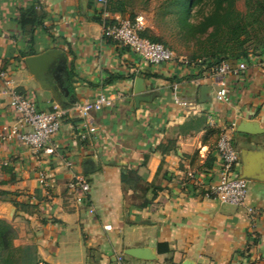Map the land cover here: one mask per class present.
Segmentation results:
<instances>
[{
    "label": "crops",
    "instance_id": "1",
    "mask_svg": "<svg viewBox=\"0 0 264 264\" xmlns=\"http://www.w3.org/2000/svg\"><path fill=\"white\" fill-rule=\"evenodd\" d=\"M38 2L44 27L33 29L19 23L31 0H0V72L40 111L69 109L98 93L113 104L63 118L53 155L15 140L0 144V219L36 247L40 264H118V256L122 264H264V158L253 156L264 152V57L224 76L229 102L219 103L213 70L177 61L150 66L103 37L94 18L104 7L96 0ZM44 54L46 62L30 70L25 60ZM138 78L147 100L137 107ZM231 123L237 175L247 156L258 171L247 179L244 207L207 196L217 137ZM242 123L258 132L237 131ZM1 125L20 126L2 79ZM77 176L87 192L70 188ZM127 249L147 258L129 257Z\"/></svg>",
    "mask_w": 264,
    "mask_h": 264
},
{
    "label": "built area",
    "instance_id": "2",
    "mask_svg": "<svg viewBox=\"0 0 264 264\" xmlns=\"http://www.w3.org/2000/svg\"><path fill=\"white\" fill-rule=\"evenodd\" d=\"M102 6L106 0H96ZM107 15V13H104ZM146 30L143 17L136 16L134 19H122L117 17L114 23L103 25L102 35L122 46L129 48L137 54L144 64L159 66L173 61L188 64L182 58H177L173 51L163 44L145 38L142 34ZM246 69L245 62H238L235 68L227 63H222L213 72L220 77L218 88L215 92V100L219 103H228L229 96L223 78L228 73H235ZM0 79L3 80L6 93L9 97V106L18 115L20 126H0V144L7 141H17L30 149L35 154L43 152L46 155L55 153L53 138L60 129L62 119L73 114L86 117L91 112H97L104 108H110L113 100L104 93H98L92 101L81 104H74L69 109H62L54 106L50 111H40L25 96L18 93L12 87L5 74L0 72ZM175 103L182 107H191L186 101L175 100ZM26 126L28 131H21ZM235 123L222 128L216 141V153L218 157L216 181L210 186L207 196L217 200L221 204H228L236 207H244L248 201L249 185L248 180L237 175L238 154L233 146V134ZM39 183L44 186V174L39 173ZM70 188L78 189L85 193L89 190L88 184L83 177L77 176L70 183ZM82 202L84 197L78 196ZM91 212V211H90ZM118 264H122L123 257H116Z\"/></svg>",
    "mask_w": 264,
    "mask_h": 264
},
{
    "label": "trees",
    "instance_id": "3",
    "mask_svg": "<svg viewBox=\"0 0 264 264\" xmlns=\"http://www.w3.org/2000/svg\"><path fill=\"white\" fill-rule=\"evenodd\" d=\"M206 1L174 0L184 25H188L191 10ZM237 1H211L213 10L200 23V28L202 32H206L209 28L212 30L206 38L201 54L196 59L198 60L196 65L214 70L222 63L233 65L237 62L247 63L251 57H264V0H243L244 12L235 8ZM129 4L130 0H106L104 8L97 11L94 20L103 25L114 23L102 19L104 13L119 14L122 19H134L136 16L128 9ZM38 6V0H31L30 7L20 14L21 26L30 24L33 29L44 27L45 16L38 14L36 10ZM142 35L148 38L146 31ZM155 42L160 43L159 40ZM248 44H253L252 50L248 48L250 47ZM16 238V230L0 219V264H40L36 247L15 246Z\"/></svg>",
    "mask_w": 264,
    "mask_h": 264
},
{
    "label": "rangeland",
    "instance_id": "4",
    "mask_svg": "<svg viewBox=\"0 0 264 264\" xmlns=\"http://www.w3.org/2000/svg\"><path fill=\"white\" fill-rule=\"evenodd\" d=\"M211 1L207 0L191 10L188 25H184L181 21L180 12L174 0H130L128 9L134 16L143 17L146 35L150 40H159L173 51L177 58L195 64L212 30L209 28L206 32H202L200 28V23L213 10ZM235 8L244 12L243 0H238ZM248 45L250 46L248 48L252 50L253 44ZM14 245L25 246L18 235Z\"/></svg>",
    "mask_w": 264,
    "mask_h": 264
},
{
    "label": "water",
    "instance_id": "5",
    "mask_svg": "<svg viewBox=\"0 0 264 264\" xmlns=\"http://www.w3.org/2000/svg\"><path fill=\"white\" fill-rule=\"evenodd\" d=\"M47 54L44 55H40V56H34V57H29L25 60L28 68L31 70L33 65L36 64L37 62H46L47 60ZM205 88L201 89V96L204 95V90ZM143 91V81L142 79L138 78L135 80V94L137 95L135 97V104L138 107L139 103L142 101H146L147 97H144L141 95V92ZM237 131L239 132H246L249 134H255L258 131H255L253 127L250 126V124H246V123H242L238 128ZM253 156H258V157H263L264 158V152L262 153H256ZM251 158L249 156L246 157V168L244 170V174L242 176V178L244 179H249V178H256V175L258 174V171L256 170V168H254L253 163H252V157ZM256 174V175H255ZM125 255L135 258V259H145L147 258L146 255L144 254L143 250H139V249H127L125 251ZM184 264H189V263H184Z\"/></svg>",
    "mask_w": 264,
    "mask_h": 264
}]
</instances>
